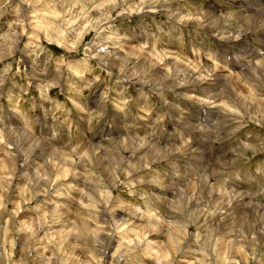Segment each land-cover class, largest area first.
I'll list each match as a JSON object with an SVG mask.
<instances>
[{
    "label": "rangeland",
    "instance_id": "374dc122",
    "mask_svg": "<svg viewBox=\"0 0 264 264\" xmlns=\"http://www.w3.org/2000/svg\"><path fill=\"white\" fill-rule=\"evenodd\" d=\"M105 1L0 0V264H264L261 8Z\"/></svg>",
    "mask_w": 264,
    "mask_h": 264
},
{
    "label": "bare ground",
    "instance_id": "6f19581e",
    "mask_svg": "<svg viewBox=\"0 0 264 264\" xmlns=\"http://www.w3.org/2000/svg\"><path fill=\"white\" fill-rule=\"evenodd\" d=\"M42 0H34V2H36V3H38V2H41ZM66 1V0H65ZM105 1V0H104ZM28 2V1H27ZM106 2V1H105ZM249 2V1H248ZM33 3V2H32ZM74 3V2H73ZM111 3V2H110ZM25 4V3H24ZM48 4V3H47ZM256 8L258 9H260L261 8V12H259V14L257 15V16H263V14H264V0H250V7H249V9L251 10H253V12H254V10H256ZM248 9V10H249ZM112 10V9H111ZM247 10V11H248ZM53 11V10H52ZM259 11V10H258ZM51 12V11H50ZM103 14V13H102ZM210 15V14H209ZM209 15H206L207 16V18L206 17H204L205 18V23H207V22H210L209 24H207V27H209V29H210V27H211V20H212V18H210V16ZM251 15V14H250ZM250 15H247V17H248V19H252V20H254V17L252 16H250ZM256 15V14H255ZM245 16V15H244ZM212 17V16H211ZM195 18V17H194ZM213 18H214V16H213ZM259 19V18H258ZM264 19V18H263ZM100 20V19H99ZM217 20H219V19H217ZM250 21V20H249ZM251 22V21H250ZM259 23V24H258ZM252 24V23H251ZM212 25H214V24H212ZM224 25V24H223ZM258 26V28H261L262 26L264 27V25H262V23H260V21H257L256 22V24H255V27H257ZM213 27V26H212ZM211 27V28H212ZM251 27V26H250ZM216 28V27H215ZM42 29V28H41ZM214 29V28H213ZM55 38V37H54ZM57 40V39H56ZM262 43H264V42H262ZM63 44L61 43V42H59V44H58V46H62ZM137 50V52H141V50H142V48H139V49H136ZM143 51V50H142ZM129 52V51H128ZM134 52V51H133ZM135 53V52H134ZM168 54V53H167ZM249 54H251V52L249 53ZM254 54V53H253ZM132 55V54H131ZM143 55V54H142ZM158 55V54H157ZM160 55V54H159ZM162 55V54H161ZM147 56V55H146ZM138 57V56H137ZM150 57L151 58H153V60L154 59H157V60H159L160 59V57H152V55H150ZM255 57H257V56H255ZM128 58V57H127ZM151 58H149V60H148V63H151V61H152V59ZM133 60V59H132ZM162 60V59H161ZM261 60V59H260ZM136 61V60H135ZM160 61V60H159ZM158 61V62H159ZM180 61V60H179ZM182 61V60H181ZM255 61V60H254ZM140 62V61H139ZM163 62V61H162ZM257 61H255V64H257L256 63ZM259 62V61H258ZM185 63V62H184ZM182 64V63H181ZM160 65V64H159ZM258 65V64H257ZM259 65H261V64H259ZM180 66V65H179ZM190 66V65H189ZM233 66L234 67H236L235 66V64H233ZM196 67V66H195ZM174 69V68H173ZM202 70V69H201ZM173 71V70H172ZM204 73V72H203ZM264 73V72H263ZM208 74V73H207ZM200 75V74H199ZM188 76V75H187ZM191 77H193V75H190ZM207 77V76H206ZM210 77V76H209ZM217 77V76H216ZM220 76H218V78H219ZM200 78V77H199ZM211 78V77H210ZM213 78V77H212ZM221 78V77H220ZM219 78V79H220ZM203 79V78H202ZM208 79V78H207ZM219 79H213V83L211 84L212 85V87L214 88V87H217V82H219ZM204 80H205V78H204ZM210 80V79H209ZM201 81V80H200ZM187 83H188V81H187ZM233 83V82H232ZM172 84V83H171ZM208 86V85H207ZM232 86V85H231ZM229 87V86H228ZM235 88H237V87H235ZM233 89V88H232ZM242 94V93H241ZM238 95V94H237ZM239 97V96H238ZM213 103V102H212ZM219 103V102H218ZM220 104V103H219ZM30 137V136H29ZM20 138V137H19ZM34 141V140H33ZM34 143V142H33ZM22 145V144H21ZM13 146V145H12ZM41 148V147H40ZM31 149V148H30ZM17 152V151H16ZM21 154V153H20ZM37 155V154H36ZM155 157V156H154ZM26 160V159H25ZM42 174H43V172H42ZM41 175V174H40ZM47 175V174H46ZM43 176H45V175H43ZM64 176V175H63ZM12 177H13V175H12ZM107 201V200H106ZM113 202V201H112ZM108 210V209H107ZM243 211V210H242ZM70 216V215H69ZM264 216V215H263ZM75 219H79L78 221L79 222H81V224H79V225H81L80 227L81 228H83L82 226H87V227H89L90 228V226H92V227H94L93 225H90V223H88L86 220H84V219H81V218H79V217H74ZM131 219V218H130ZM75 222V221H74ZM127 222V221H126ZM156 223V222H155ZM152 226V225H151ZM150 226V227H151ZM87 227H85V228H87ZM91 227V228H92ZM157 227V226H156ZM153 228V227H152ZM99 229L100 228H97V227H94V228H92V231H94L95 232V234H97L98 236V238L99 239H101V240H107V237H108V235L107 234H105V233H102V232H100L99 231ZM81 231L82 230H84L85 231V229H80ZM88 230V229H87ZM147 230V229H146ZM80 231V232H81ZM84 231H83V233H84ZM92 231H91V233H92ZM151 232V231H150ZM155 232V231H154ZM156 232L157 233H152V235H153V237H156V235H159L160 233V231L159 230H156ZM86 233V232H85ZM149 233V232H148ZM147 233V234H148ZM81 234H82V232H81ZM86 234H88V233H86ZM80 235V234H79ZM144 235H145V232H144ZM82 236H84V234L82 235ZM123 236V235H122ZM89 237V236H88ZM167 240H169V245L172 247V248H174L175 250L177 249V247H176V244L177 243H179V241H180V236H178L177 234H175V233H170V235H169V237H168V239ZM181 240H182V238H181ZM139 242V241H138ZM151 244H152V242H150ZM157 243V242H156ZM160 243H162V242H160ZM166 244V243H165ZM135 245V244H134ZM161 245V244H160ZM178 245V244H177ZM159 246V245H158ZM164 246V245H163ZM162 246V247H163ZM235 245L234 244H232V247H231V249H235V247H234ZM134 247V246H133ZM126 248H127V246H126ZM160 248V247H159ZM128 249V248H127ZM131 249V248H130ZM153 249V248H152ZM230 249V248H229ZM233 251V250H232ZM165 252V251H164ZM164 252H161V254H159V252H158V250H157V256L158 255H160V261L159 262H161L162 263V261H164L162 264H170V262H167L168 260H169V256L167 255V252H166V254L164 253ZM175 252H177V251H175ZM179 253V252H178ZM68 254V253H67ZM162 254H164V255H162ZM67 256V255H66ZM163 256V257H162ZM166 261V262H165ZM78 262V261H77ZM81 262H82V260H81Z\"/></svg>",
    "mask_w": 264,
    "mask_h": 264
}]
</instances>
